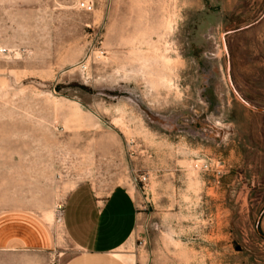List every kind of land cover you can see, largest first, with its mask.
<instances>
[{
  "label": "rangeland",
  "instance_id": "obj_1",
  "mask_svg": "<svg viewBox=\"0 0 264 264\" xmlns=\"http://www.w3.org/2000/svg\"><path fill=\"white\" fill-rule=\"evenodd\" d=\"M76 2L0 0V211L63 264L68 195L125 188L128 264H264V0Z\"/></svg>",
  "mask_w": 264,
  "mask_h": 264
},
{
  "label": "crops",
  "instance_id": "obj_2",
  "mask_svg": "<svg viewBox=\"0 0 264 264\" xmlns=\"http://www.w3.org/2000/svg\"><path fill=\"white\" fill-rule=\"evenodd\" d=\"M62 227L74 255L63 264H128L119 251L137 227L138 210L125 188L77 186L62 210ZM59 240L45 217L20 208L0 211V258H36L48 264L58 252Z\"/></svg>",
  "mask_w": 264,
  "mask_h": 264
},
{
  "label": "built area",
  "instance_id": "obj_3",
  "mask_svg": "<svg viewBox=\"0 0 264 264\" xmlns=\"http://www.w3.org/2000/svg\"><path fill=\"white\" fill-rule=\"evenodd\" d=\"M96 0H77L76 7L78 10L86 12V13H93L95 11ZM145 181L146 178H143Z\"/></svg>",
  "mask_w": 264,
  "mask_h": 264
}]
</instances>
